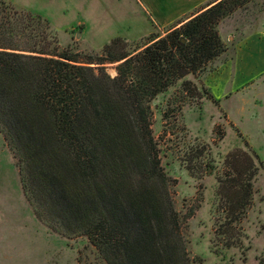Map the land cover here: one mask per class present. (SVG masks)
Returning <instances> with one entry per match:
<instances>
[{
    "label": "trees",
    "instance_id": "trees-1",
    "mask_svg": "<svg viewBox=\"0 0 264 264\" xmlns=\"http://www.w3.org/2000/svg\"><path fill=\"white\" fill-rule=\"evenodd\" d=\"M250 1L215 0L141 51L114 39L85 62L40 18L1 10L0 136L37 219L86 237L106 264H189L148 103L220 56L217 26ZM243 192L245 208L249 184Z\"/></svg>",
    "mask_w": 264,
    "mask_h": 264
},
{
    "label": "rangeland",
    "instance_id": "rangeland-1",
    "mask_svg": "<svg viewBox=\"0 0 264 264\" xmlns=\"http://www.w3.org/2000/svg\"><path fill=\"white\" fill-rule=\"evenodd\" d=\"M0 2V12L43 20L59 48L77 54L79 62L97 60L114 39L130 53L141 51L183 21L161 27L144 10L171 8L168 0ZM261 24L264 0L244 4L217 26L225 51L148 103L152 139L189 264H264V103L248 106L243 122L236 117L231 122L205 95L206 76L233 59L236 42ZM117 66L102 68L112 79ZM20 180L18 161L0 136V264H106L86 237L61 235L49 221L37 219Z\"/></svg>",
    "mask_w": 264,
    "mask_h": 264
},
{
    "label": "crops",
    "instance_id": "crops-1",
    "mask_svg": "<svg viewBox=\"0 0 264 264\" xmlns=\"http://www.w3.org/2000/svg\"><path fill=\"white\" fill-rule=\"evenodd\" d=\"M168 1L172 3L171 8L159 7L153 14L144 8L150 16L155 17V21L161 27L169 26L179 19L185 22L215 2V0ZM205 87L214 102L212 106L224 110L226 118L231 122L233 117L243 122V116L248 113V106L258 107L259 101L264 103V24L236 42L233 59L213 69L205 78Z\"/></svg>",
    "mask_w": 264,
    "mask_h": 264
}]
</instances>
